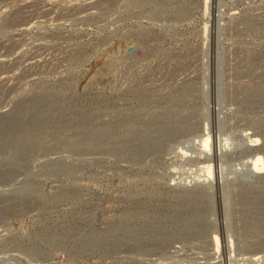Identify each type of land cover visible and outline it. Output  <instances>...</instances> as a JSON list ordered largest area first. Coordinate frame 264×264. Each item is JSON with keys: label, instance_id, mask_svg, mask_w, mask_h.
<instances>
[{"label": "rangeland", "instance_id": "374dc122", "mask_svg": "<svg viewBox=\"0 0 264 264\" xmlns=\"http://www.w3.org/2000/svg\"><path fill=\"white\" fill-rule=\"evenodd\" d=\"M41 95L57 99L70 122L45 119L26 143L12 136L27 120L6 130L0 179L21 173L25 162L38 170L60 158L74 169L52 173L60 182H44L47 194L32 191L40 206L0 220V264H264V250L249 255L264 233L249 235L234 213L238 186L264 182L233 177L242 132L258 137L249 151L264 158V0H0V114ZM75 107L81 116L70 113ZM196 132L211 147L222 145L216 157L194 153ZM143 151L147 165L139 168L135 156ZM204 160L214 179L196 182L211 184L205 192L220 251L199 237L146 254H130L122 242L79 253L48 241L63 229L71 238L94 228L119 234L112 226L121 210L123 223L135 221L133 207L145 211L136 220L150 221L154 207L140 203L157 205L166 184L196 180ZM4 202L0 217L23 203ZM29 247L35 254L23 250Z\"/></svg>", "mask_w": 264, "mask_h": 264}, {"label": "water", "instance_id": "95a60500", "mask_svg": "<svg viewBox=\"0 0 264 264\" xmlns=\"http://www.w3.org/2000/svg\"><path fill=\"white\" fill-rule=\"evenodd\" d=\"M33 100V98H27L18 105L13 106L11 111L7 114H0V123L2 124L0 125V132L3 131L2 127H5V129L7 130L11 129L10 131H13L16 129L19 123H24L26 120L36 123L35 120L39 114V110H42L43 112H45L46 110L45 108H42V105H44L42 104V99L31 104ZM55 103L56 101L54 102V105ZM11 133L12 132H8V136H10ZM243 147L249 148L246 143L243 144ZM251 148L252 147H250L249 149ZM3 151H7V149H0V153ZM146 153V151H143L135 156L137 167L143 168L145 166L144 159L147 156ZM57 161L61 162L62 160L60 158L54 160L55 163ZM45 163L40 165L41 170L46 166ZM28 166H30V163L25 162V165L22 169L23 171L21 170V173L15 170L14 172H11V174H7L5 179L0 180L1 196L10 195L11 190L24 182V180L27 178L25 172ZM36 171L37 169H35L34 167L31 168V172ZM47 174L49 175H41L37 178L36 181L32 182L34 186H36V189L37 187H42L46 191L48 186L44 187V182H48L50 178H55L57 182H60V180L57 179L59 175H54L52 173ZM233 177L234 179H241L247 183H250L251 181L264 182V174H256L249 167H247L242 173L233 174ZM42 179H45V181ZM206 185L211 184L196 183L192 186H171L169 185V183L166 184V186L164 187L166 193H164L162 197L159 198V202L157 203V205H152L145 201L140 203L142 206H146L147 208L154 207L152 213H148L150 216H152V219L150 221H143L140 219L136 220V216H143L145 214V211L142 212L140 211V208L133 207V209H131V214L134 217L135 221L132 219L129 223L125 224L123 223L125 211L121 210L119 218L115 221L112 229L116 230L118 233H121L127 231L124 227L128 226L130 227V231H132V233L133 231L134 233L137 232L138 236L145 238L142 243H138V245L131 247V249L126 252H129L130 254H146L152 249H158L160 251L168 250L178 239H193L195 237H199L202 239L204 238L209 241V244H212L213 235H218V228H213L210 223V217H215V215H212L210 210L211 208H209V205L207 204L208 195H206L205 192L207 187ZM261 188L262 186L255 187L254 185L251 186V184H241L237 188L240 195L237 197L238 199L236 198L238 201V209L234 213L236 216H238L241 226L245 230L249 231V235L264 233V196L261 195L263 192L259 190ZM58 189L59 187L55 188V193L58 191ZM23 196L24 198L22 206H16L19 211L15 210L16 207L7 210L6 213L0 217L1 221H9L12 218L20 217L38 207V203L30 199V197L33 195L26 194ZM62 203L66 205V201H62ZM178 204L179 207L182 204L184 205V209L182 211H177L175 209ZM217 205L219 206V203H217ZM137 209L139 211L135 213L134 211H136ZM218 217V225L221 226V211H219ZM178 226H180L181 228L180 232L171 231L172 227ZM135 228H138V230L141 231H138ZM94 232L99 233L95 228ZM154 236L156 238L159 237L162 239L159 243H155V245L150 241V239ZM263 246L264 242L258 243L257 246H255L251 250V252H249V255L252 256L260 253L264 250ZM121 249L122 251H124L123 248H118L116 251H121Z\"/></svg>", "mask_w": 264, "mask_h": 264}, {"label": "bare ground", "instance_id": "6f19581e", "mask_svg": "<svg viewBox=\"0 0 264 264\" xmlns=\"http://www.w3.org/2000/svg\"><path fill=\"white\" fill-rule=\"evenodd\" d=\"M57 97H59V96H57ZM48 98H49V95L47 97L44 96V95H41L40 97L39 96L38 97H36V96L33 97L34 100L32 101L31 104H33L35 101L37 102V101H40L42 99V101H43L42 104H44V105H42L41 103L40 104L42 105V108H45L46 111L43 112L42 110H39V114H38V116L36 117V120H35V122L37 124L34 123V122H30L28 120L25 122V124L21 127V129L19 131H17V133L15 135L12 136V138L15 139L16 142L19 141L20 143H26V142H30V141L34 140V138H36V136L40 134L39 131H42L41 128L39 130L38 127L41 126L40 125L41 122L43 120H45V119L47 120V123L48 122L56 123V124L60 123V124H58L60 126L61 125H65L66 126V123L70 122L69 116H71V115H69L68 118L63 116L62 113H61V110L59 109L60 107L56 106L57 102L54 105L55 100L52 99L51 101H49ZM53 98H55V97H53ZM59 99L60 98H58V100ZM62 99H60V100H62ZM56 101H57V99H56ZM67 102H69V101H67ZM58 104H59V102H58ZM73 106H75V105H73ZM72 110L73 111H70V113L73 112V114H75L76 117H77L76 113L77 114L80 113L81 115L83 114L80 111L77 112V108L76 107L74 109H72ZM80 114H79V116H81ZM80 122H83V120H81ZM51 123H49V125ZM42 125H44V124H42ZM2 129H3V131L0 132V135L4 134L5 131L7 130V129H5V127H2ZM196 133H198V132H196ZM192 137L194 139L193 140V144H192L194 153L196 152L195 154H198V156H200V157L205 156L206 154H208V153H210L212 151L214 153V156L216 157L217 152L220 151V149H221L222 145H220V144L218 146L211 147V144H210L211 140H209L207 138V136L205 137V134H199L198 133V135L192 136ZM242 137H243V139H242ZM217 143H219V142H217ZM244 143H246V145L249 148L250 147H254V146L258 145V143H259L258 142V137L250 135L249 132L248 133H246V132L243 133L242 132L241 137L239 139V144H237V146L243 147ZM249 148H245V150L240 152L239 159L236 160V162H237L239 167H238V170H236L233 174L242 173L247 167H249L256 174H261V173L264 172V158H263L262 154L260 153L259 150L258 151H254V152L249 151L250 150ZM5 149H7V148H5ZM211 156H213V154ZM235 158L236 157H234V159ZM205 163H207V162L204 160V162L202 163L203 165L201 167H199V169L198 168L196 169V172L199 175V177L196 180H193V179L184 180V182L182 181V183H184V185H186V183H194V184H196L197 183L196 181H202V182H208V180L209 181H213V179H214L213 175H215L214 171L212 170L211 165H207ZM196 167H198V166L196 165ZM72 169H74V166L67 165L66 163H63L62 161L61 162L57 161L56 163L55 162L47 163L46 166L42 170L38 169L36 172H31L30 171L31 167L29 166L26 169V171H28V174L26 173L27 174V179L29 177L28 182L23 186V188H18L17 189V187H16L13 190H11V194L8 195V196H1L0 195V197H1L0 198V204H3V203L5 204L4 201H10V200L23 202V198H24L23 195L29 194V192L32 193V191H34L35 193L43 191L42 187H40V188L37 187V189H36L35 188L36 186H34V184L32 183V182L36 181L39 176L44 175V174L46 175L47 173H57V172H59V173H67V172L72 171ZM173 177H175V174H174V176H170L171 179ZM5 178H2V179H5ZM26 181L27 180H25L24 183ZM60 189H62V188H60ZM65 189L66 188L60 190V193L66 192ZM260 190L263 192L261 195L264 196V185L262 186V188ZM58 191H59V189H58ZM68 192L71 194V196L75 195V191L74 190H69ZM44 193H46V192H44ZM30 195H33V196L30 197V199L32 201H35L36 195H34V194H30ZM36 202L38 203V206H40V202L39 201H36ZM0 209H2V207H0ZM175 209L177 211H182L184 209V205L182 204L179 207V204H178L175 207ZM124 228L127 231L121 232V233L116 234V235H110L109 234V235H105V236H99L94 231H91L90 233L79 232V233H77L75 235L76 236L75 238H71L69 231H64V229H63V231L60 232L59 235H57L53 231L51 233L52 237H49L48 241L50 243H52L53 241L57 240L56 238H58L60 240H63L65 242L64 244L70 243V245L74 246L78 250L79 253H90V252H94V251L95 252H101L102 250H103L102 252H105L106 249H107V245L110 242H112L114 244L112 246H115V247H119L121 242L125 243L124 250L128 251L129 249H131V247H133L135 245H138V243H142L143 240H145L144 237L138 236L137 232L134 233V231H133V233H132V231H130V227L125 226ZM135 229L138 230V228H135ZM180 229H181L180 226L172 227L171 231L180 232L181 231ZM138 231H141V230H138ZM160 240H162V239L159 238V237L156 238L155 236L150 239V241L153 242L152 244H154V245H155V243H159ZM223 245H224V241L221 239V237H219L217 234H214L213 238H212V246L214 248V251L215 252L220 251V249L223 248ZM23 250L25 252H27L30 256L35 254V253H33L34 249L31 248V247L25 248Z\"/></svg>", "mask_w": 264, "mask_h": 264}]
</instances>
